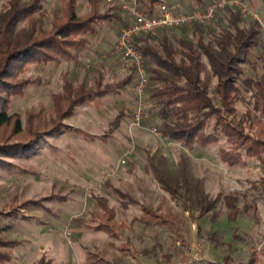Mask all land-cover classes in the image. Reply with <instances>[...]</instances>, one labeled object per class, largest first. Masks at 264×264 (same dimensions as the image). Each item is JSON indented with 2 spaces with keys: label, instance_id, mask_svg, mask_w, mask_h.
Returning <instances> with one entry per match:
<instances>
[{
  "label": "rangeland",
  "instance_id": "1",
  "mask_svg": "<svg viewBox=\"0 0 264 264\" xmlns=\"http://www.w3.org/2000/svg\"><path fill=\"white\" fill-rule=\"evenodd\" d=\"M166 1L177 3L176 0ZM7 2L0 0V12ZM63 3L64 0H43L39 12H46L47 25L56 15H61ZM244 3L262 18L264 25L263 0H244ZM77 4L78 15L90 13L89 0H77ZM100 8L105 12L112 7L101 0ZM241 16V27H247L251 18ZM25 24L23 22L20 27ZM120 27L121 24L103 23L98 37H88L86 48L74 50L76 61L58 59L47 66L32 64L18 75L20 80L34 82L24 96L14 97L9 105V114L19 115L24 126L30 115L41 108L50 113L51 96L62 93L65 78L93 86L100 69L104 87L118 86L130 75L133 79L115 94L77 106L73 114L63 120L65 127L59 133L40 141L27 155L6 159L13 168L0 169V211L6 213L1 226L9 227L3 232L6 239L21 242L8 264H39L41 260L45 264H98L101 261L112 264H221L228 255L233 258V264H249L252 248L264 250V195L257 201L254 199L261 195L255 188L264 177L259 161L245 159V165L238 167L222 163L218 151L227 147L222 135L216 145L195 146L189 150L154 133V128L159 130V119L153 114L150 121L135 126L132 117L139 107L135 70L130 62L124 63L111 56ZM202 28L205 42L215 43L228 28L227 13L222 12L215 22ZM259 28L264 42L260 24ZM165 33L193 43L200 36L193 28ZM165 33L157 34L156 40H161ZM248 60L244 65L245 74L237 82L236 114L227 117L236 123L248 113L264 121L256 108V89L246 84V80L264 81V48L256 49ZM204 61L207 62L206 58ZM146 75L148 86L143 107L152 113L148 96L150 68L147 66ZM216 84L215 78L211 96L219 106L214 93ZM213 125L214 122L209 131ZM126 152L131 154L125 157ZM182 154L189 156L193 175L204 183L208 196L215 199L238 193L247 198L239 207H250L248 215L242 214L232 222L226 218L228 211L221 207L225 215L215 224L210 222V217L198 220L197 213L184 212L189 227L185 244L177 242L164 229L148 228L134 221L143 216L144 207L156 210L164 203L163 198L176 212L183 211L182 204L162 190L150 168V159L163 155L169 167L175 169ZM97 197L105 199L109 207L115 209L117 224L125 227L119 231L118 239L94 229L92 215L100 212L95 201ZM14 210L16 214L11 213ZM162 214H166L165 209ZM215 231L222 233L228 243L233 241L234 234L238 236L232 249L217 247L207 240L208 234Z\"/></svg>",
  "mask_w": 264,
  "mask_h": 264
},
{
  "label": "trees",
  "instance_id": "2",
  "mask_svg": "<svg viewBox=\"0 0 264 264\" xmlns=\"http://www.w3.org/2000/svg\"><path fill=\"white\" fill-rule=\"evenodd\" d=\"M192 1V9L186 8L188 5H179L186 11L203 9L215 0ZM42 2L43 0H8L0 12V169H12L13 165L6 160L8 157L27 155L40 141L59 133L65 127L63 120L70 117L77 106L115 94L119 89L127 87L133 79V75H130L118 86L104 87L100 69L97 70L99 76L93 86L85 81L75 82L65 78L62 93L51 96L50 113L41 108L36 114L30 115L26 126L19 115L9 114L12 99L24 96L34 83L30 79L20 80L18 77L27 66H47L58 59L76 61L74 50L86 48L88 37H98L103 23L124 24V18L116 7L101 12V0H89L91 11L84 16L77 13V0H64L61 15H56L47 25L46 12H39L42 10ZM138 3L148 16H152L160 5L175 2L138 0ZM222 12L227 13L228 28L216 38L215 43L205 42L202 32L205 25L198 24L192 27L195 32L200 33L196 43L186 38H172L165 33L168 30L158 32L165 33L161 40L150 36L134 40L135 48L145 58V67L150 68L148 96L152 113H149L151 119L152 114L159 119V131L167 140L192 150L195 146L207 148L216 145L222 135L227 142V147H221L218 151L222 163L238 167L245 165V159H257L264 174V121L251 113L246 114L239 123L227 118L236 114L235 105L239 94L237 82L245 74L244 65L249 63L248 59L256 49L264 48L262 33L258 21L252 18L247 27H241L243 17L232 8L218 12L213 22ZM23 22L26 24L20 27ZM205 58L207 62L204 61ZM215 78L217 84L214 93L219 106L211 96ZM246 84L256 89V108L264 117V81L246 80ZM212 122L214 125L209 131ZM17 139L21 141L15 142ZM150 168L162 190L170 194L173 200L180 202L183 211L176 212L168 206L166 198H163L164 203L156 210L144 207L143 216L135 219L136 223H142L148 228L164 229L177 242L185 244L189 227L184 212L197 213L198 220L210 217L212 224L225 215L223 209L228 211L226 218L231 222L242 214L248 215L249 206L242 209L239 207L241 201H247L245 196L238 193L220 195L215 199L208 196L204 183L193 175L191 161L186 154L179 156L175 169L169 167L168 160L163 155L151 158ZM258 186L255 189L261 191V195L254 198L256 201L264 195V177ZM120 195L126 197L125 194ZM255 200L253 203H256ZM95 201L100 212L92 215L91 223L96 224L94 229L118 239L119 231L125 227L117 224L115 209L109 207L103 198L97 197ZM164 209L165 215L162 214ZM11 213L17 212L14 210ZM5 214L0 211V264L10 263L13 251L21 245L20 241L3 236V232L9 229L1 226V219ZM207 240L217 247L227 246L232 249L238 236L234 234L233 241L228 243L222 233L215 231L208 234ZM261 262L264 263V250L252 248L249 264ZM99 263L112 264L103 261ZM233 263V258L228 255L221 264ZM39 264H45L44 260Z\"/></svg>",
  "mask_w": 264,
  "mask_h": 264
},
{
  "label": "built area",
  "instance_id": "3",
  "mask_svg": "<svg viewBox=\"0 0 264 264\" xmlns=\"http://www.w3.org/2000/svg\"><path fill=\"white\" fill-rule=\"evenodd\" d=\"M104 1L109 6L116 7L124 16V24L120 27L119 36L111 51V56L120 59L124 63L130 62L135 70L137 80L136 97L139 106L132 117L135 126H142L151 120V114L143 107V97L148 86V77L146 75L145 58L133 44L136 38L141 36L155 37L160 30L192 28L196 24L206 25L215 20L218 12L228 8L236 9L244 17L257 20L264 30L262 18L247 7L244 0H215L203 9L188 11L181 9L180 5L176 3L162 4L152 16H148L140 8L138 0ZM152 131L161 134L157 128ZM130 154L126 152L125 157ZM122 163L125 164V160H122ZM210 263L207 262L206 264Z\"/></svg>",
  "mask_w": 264,
  "mask_h": 264
},
{
  "label": "crops",
  "instance_id": "4",
  "mask_svg": "<svg viewBox=\"0 0 264 264\" xmlns=\"http://www.w3.org/2000/svg\"><path fill=\"white\" fill-rule=\"evenodd\" d=\"M176 1H177L178 4L180 3V5H188L189 6L188 8L192 9V5H193V1L192 0H187V2L184 1V0H176ZM120 15L124 18V16L121 13H120Z\"/></svg>",
  "mask_w": 264,
  "mask_h": 264
}]
</instances>
